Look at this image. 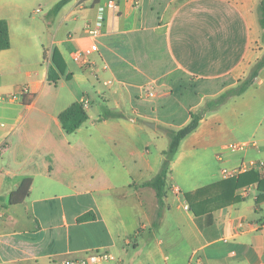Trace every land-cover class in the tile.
Masks as SVG:
<instances>
[{"label":"crops","instance_id":"1","mask_svg":"<svg viewBox=\"0 0 264 264\" xmlns=\"http://www.w3.org/2000/svg\"><path fill=\"white\" fill-rule=\"evenodd\" d=\"M60 1L0 0L11 41L0 52V264H67L95 253L111 256L95 264H264L258 183L236 190L238 202L205 203L199 216L187 198L200 203L199 191L233 179L225 172L264 162L256 84L181 142L161 209L144 186L161 171L168 132L224 92L205 85L238 82L264 56L261 0H113L116 14L109 0H69L53 16ZM99 16V51L76 63L75 52L95 42L86 28ZM53 48L72 75L56 85L45 61ZM258 77L260 87L264 68ZM84 101L89 120L66 134L60 114ZM106 109L124 117L102 120ZM251 142L247 152L229 150ZM28 178L29 196L9 205Z\"/></svg>","mask_w":264,"mask_h":264},{"label":"trees","instance_id":"2","mask_svg":"<svg viewBox=\"0 0 264 264\" xmlns=\"http://www.w3.org/2000/svg\"><path fill=\"white\" fill-rule=\"evenodd\" d=\"M68 2L69 0H61L53 8L51 14H53V16H57ZM258 14L259 23L263 30L264 40V0H261L260 2ZM10 46L11 41L8 23L5 20H0V52L9 49ZM48 60V81L51 84L56 85L63 77H66L67 80L72 79V75L67 73V65L57 48H53L49 53H45V61ZM254 66L255 67L252 70L250 77L243 84H240L238 87L223 93L213 102H210L201 113L191 114V121L183 128L177 131L170 130L168 132L170 144L168 150L164 152L165 160L161 171L152 180L144 184L145 187H150L155 190L160 209L163 207L164 198L167 195L166 188L168 173L170 171L171 164L177 155L181 142L199 127L200 121L206 113L223 106L232 98L243 95L255 83L261 70L264 68V56ZM123 117L124 115L121 113L106 109L104 110L101 119H119ZM59 120L64 132L66 134H73L89 120V115L84 107V104L82 102H76L60 114ZM252 183H258L259 190L264 192V176L261 177L258 172L251 171L241 174L237 178L221 182L220 184L199 191V194L203 193L202 195L206 197V199L204 201L201 200L200 203H196L194 199H190V195H187V198L190 203L191 210L196 216H199L205 212V203H209L213 200H223L225 203L238 202L239 198L233 196L235 191ZM31 186L32 180L29 178L25 179L19 188L11 194L9 205L21 204L29 196ZM212 192L215 193L211 195Z\"/></svg>","mask_w":264,"mask_h":264},{"label":"built area","instance_id":"3","mask_svg":"<svg viewBox=\"0 0 264 264\" xmlns=\"http://www.w3.org/2000/svg\"><path fill=\"white\" fill-rule=\"evenodd\" d=\"M107 7L110 10H112L115 14L120 12L119 4H117L113 0H109L107 2ZM103 22H104V18L102 16H99L96 20L94 27L90 25L87 26L86 33L88 34V37L95 40V42H93L92 45L88 47L87 49H84V50L80 49L75 52V54L73 55V59L76 63L87 64L89 57L92 54L99 51V47L97 45L96 39L101 35ZM0 99H7V98L0 97ZM83 104L85 108L89 106L88 101H84ZM256 146L257 145L253 142L234 143L229 146V150H231L232 152H247ZM251 171L264 174V162L256 161V160H246V161H243L237 169L225 172V175L230 178H234L241 174L251 172ZM110 259H111V256L108 253H95L87 257L68 262L67 264H95V263L105 262Z\"/></svg>","mask_w":264,"mask_h":264},{"label":"rangeland","instance_id":"4","mask_svg":"<svg viewBox=\"0 0 264 264\" xmlns=\"http://www.w3.org/2000/svg\"><path fill=\"white\" fill-rule=\"evenodd\" d=\"M42 15H44V14H42ZM254 67L255 66H253L252 67V69H251V71L249 72V74L246 76V77H244V78H242V79H240L238 82H236L235 80H232V79H224V80H221V81H218V82H216V83H213V84H211L210 86H209V84L208 85H205L206 86V88L205 89H208V90H210V89H213V90H216V91H221V89H224V92L223 93H225V92H227V91H229V90H232V89H234V88H236V87H238L240 84H243L249 77H250V75H251V72H252V70L254 69ZM260 79H261V77H260ZM258 81H259V77L256 79V81H255V83L254 84H256V86L254 87L255 89H252L253 90V92H259V93H261L263 96H264V85H262V86H258ZM253 84V85H254ZM201 85V84H200ZM199 85V87H201ZM223 93H221L219 96H221ZM218 96V97H219ZM218 97H216V98H214L213 100H211V101H209L208 103H207V105L210 103V102H213L215 99H217ZM263 103H264V97H263ZM207 105H206V107H207ZM205 107V108H206ZM98 108H97V105H95L94 106V110H97ZM200 113V112H199Z\"/></svg>","mask_w":264,"mask_h":264},{"label":"water","instance_id":"5","mask_svg":"<svg viewBox=\"0 0 264 264\" xmlns=\"http://www.w3.org/2000/svg\"><path fill=\"white\" fill-rule=\"evenodd\" d=\"M147 125H151V124H147ZM152 127H154V125L152 124Z\"/></svg>","mask_w":264,"mask_h":264}]
</instances>
